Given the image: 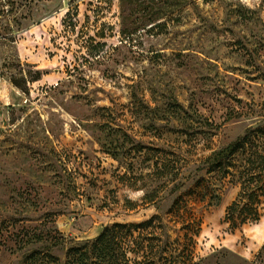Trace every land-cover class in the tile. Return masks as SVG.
Wrapping results in <instances>:
<instances>
[{
    "label": "rangeland",
    "instance_id": "374dc122",
    "mask_svg": "<svg viewBox=\"0 0 264 264\" xmlns=\"http://www.w3.org/2000/svg\"><path fill=\"white\" fill-rule=\"evenodd\" d=\"M159 3L0 0V264H264V206L195 191L264 127V0Z\"/></svg>",
    "mask_w": 264,
    "mask_h": 264
},
{
    "label": "trees",
    "instance_id": "16d2710c",
    "mask_svg": "<svg viewBox=\"0 0 264 264\" xmlns=\"http://www.w3.org/2000/svg\"><path fill=\"white\" fill-rule=\"evenodd\" d=\"M122 4L132 5L135 0H120ZM158 6H152L150 14L156 13V19L163 16L164 13L173 11L183 7L188 0H153V3L159 2ZM169 166L162 168L163 173L169 172ZM164 169V170H163ZM207 174H213V179L218 187H213L209 183L204 188V180H200L195 186V191H207L211 201L219 199L221 191L231 186L237 189V194L232 203L226 208L223 222L228 224V229L235 230L245 224L256 222L260 217V211L264 206V127L255 130H248L245 134L232 143L225 153H221L218 158L209 165ZM210 182V181H208ZM207 182V184H208ZM201 193V192H197ZM195 192H189L186 195L192 198L197 195ZM190 198V200H191ZM147 204L153 202V196H145L143 198ZM133 210V209H132ZM156 218L143 222L140 226L153 225ZM133 225L114 224L112 227H105L103 231L94 239L92 246H108L116 237V229L127 228ZM79 249H73L70 252H78ZM41 255L40 252L32 253L27 259L31 260L35 256ZM122 255V254H121ZM44 256V255H43ZM123 256H125L123 254ZM27 260V261H28ZM126 258L123 257L116 264H128ZM143 262H135L141 264ZM27 264V262L25 263ZM146 264H158L154 260L147 259Z\"/></svg>",
    "mask_w": 264,
    "mask_h": 264
},
{
    "label": "crops",
    "instance_id": "0c3cea01",
    "mask_svg": "<svg viewBox=\"0 0 264 264\" xmlns=\"http://www.w3.org/2000/svg\"><path fill=\"white\" fill-rule=\"evenodd\" d=\"M102 232V231H101ZM100 234V233H99Z\"/></svg>",
    "mask_w": 264,
    "mask_h": 264
}]
</instances>
